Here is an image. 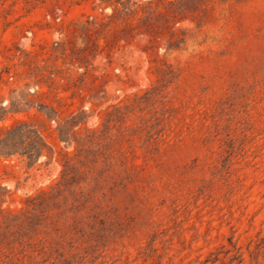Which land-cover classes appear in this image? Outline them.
I'll return each mask as SVG.
<instances>
[{"label": "rangeland", "instance_id": "obj_1", "mask_svg": "<svg viewBox=\"0 0 264 264\" xmlns=\"http://www.w3.org/2000/svg\"><path fill=\"white\" fill-rule=\"evenodd\" d=\"M23 123L0 264H264V0H0Z\"/></svg>", "mask_w": 264, "mask_h": 264}, {"label": "trees", "instance_id": "obj_2", "mask_svg": "<svg viewBox=\"0 0 264 264\" xmlns=\"http://www.w3.org/2000/svg\"><path fill=\"white\" fill-rule=\"evenodd\" d=\"M117 13V9H114ZM61 44L56 43V49H60ZM50 157V147L41 131L30 124H19L14 129L7 130V136L0 140V157L10 158L20 152L22 156L29 158L30 166L44 156Z\"/></svg>", "mask_w": 264, "mask_h": 264}]
</instances>
